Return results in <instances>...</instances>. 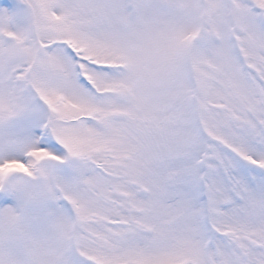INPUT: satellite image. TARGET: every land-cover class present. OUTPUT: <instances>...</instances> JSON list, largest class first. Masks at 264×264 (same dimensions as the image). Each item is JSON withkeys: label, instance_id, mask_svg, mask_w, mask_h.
I'll use <instances>...</instances> for the list:
<instances>
[{"label": "snow or ice", "instance_id": "1", "mask_svg": "<svg viewBox=\"0 0 264 264\" xmlns=\"http://www.w3.org/2000/svg\"><path fill=\"white\" fill-rule=\"evenodd\" d=\"M0 264H264V0H0Z\"/></svg>", "mask_w": 264, "mask_h": 264}]
</instances>
